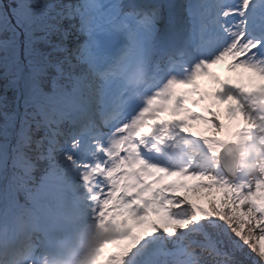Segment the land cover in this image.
I'll return each mask as SVG.
<instances>
[{
  "label": "snow or ice",
  "instance_id": "obj_1",
  "mask_svg": "<svg viewBox=\"0 0 264 264\" xmlns=\"http://www.w3.org/2000/svg\"><path fill=\"white\" fill-rule=\"evenodd\" d=\"M0 34V264H264V83L213 71L264 78V0H0Z\"/></svg>",
  "mask_w": 264,
  "mask_h": 264
},
{
  "label": "trees",
  "instance_id": "obj_2",
  "mask_svg": "<svg viewBox=\"0 0 264 264\" xmlns=\"http://www.w3.org/2000/svg\"><path fill=\"white\" fill-rule=\"evenodd\" d=\"M76 0H37V3L39 4H67V3H75ZM3 3L5 6H7L10 3V0H3ZM72 23H77L78 21H69L67 19L61 20L60 21V25L63 28H68L71 32V34L68 36L67 38V45L71 48L74 47L77 43H80V41H82V39H84V37L82 35H80L79 33L76 32L75 29H71L70 28V24ZM43 33H37V35H42ZM2 36H8V34H0V40H2ZM51 40L53 41V43L59 42L61 40V34L54 32L51 35ZM19 41H20V47H21V53H23V48H24V41H25V36L23 33H21L20 37H19ZM1 55V52H0ZM224 62H221L219 65H214L213 66V70H223L224 69ZM0 74H2V69H0ZM5 85V81L0 78V95H6L9 99H12L13 97V93L11 89H5L4 87ZM0 120H2V117H0Z\"/></svg>",
  "mask_w": 264,
  "mask_h": 264
},
{
  "label": "rangeland",
  "instance_id": "obj_3",
  "mask_svg": "<svg viewBox=\"0 0 264 264\" xmlns=\"http://www.w3.org/2000/svg\"><path fill=\"white\" fill-rule=\"evenodd\" d=\"M7 37L8 36H2V40H0V42H3L5 39H7ZM83 42V41H82ZM81 42V43H82ZM121 43H124V41H122ZM1 55H2V52H1ZM239 70H242V69H239ZM237 72H238V70H235V71H233V70H228L227 71V74H220L221 76H232V77H235V78H238V74H237ZM246 74V76L248 77V79L246 80V82L245 83H249L250 85H249V87H255V86H258L259 84H261V83H264V78H260V77H254V76H252V74H250V73H245ZM250 76H252V78L251 79H249V77ZM240 78V77H239ZM201 82H202V84L205 86V87H207V88H209V89H211V88H214L216 85H215V83H214V81L211 79L210 81H205L204 79H201ZM164 115H167V114H164ZM252 149L253 148H249V152L250 153H252ZM244 161H247V160H243V162ZM113 248V246L112 245H106L105 246V250L107 251V250H110V249H112Z\"/></svg>",
  "mask_w": 264,
  "mask_h": 264
},
{
  "label": "clouds",
  "instance_id": "obj_4",
  "mask_svg": "<svg viewBox=\"0 0 264 264\" xmlns=\"http://www.w3.org/2000/svg\"><path fill=\"white\" fill-rule=\"evenodd\" d=\"M257 151H260V149H259V148H253V149H252V152H257ZM242 164H243L245 167H248V168H252V167H254V164H253V162H252L251 160L244 161V162H242Z\"/></svg>",
  "mask_w": 264,
  "mask_h": 264
},
{
  "label": "bare ground",
  "instance_id": "obj_5",
  "mask_svg": "<svg viewBox=\"0 0 264 264\" xmlns=\"http://www.w3.org/2000/svg\"><path fill=\"white\" fill-rule=\"evenodd\" d=\"M165 2H172V0H164ZM243 162V160L241 161V163Z\"/></svg>",
  "mask_w": 264,
  "mask_h": 264
}]
</instances>
